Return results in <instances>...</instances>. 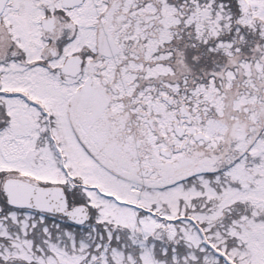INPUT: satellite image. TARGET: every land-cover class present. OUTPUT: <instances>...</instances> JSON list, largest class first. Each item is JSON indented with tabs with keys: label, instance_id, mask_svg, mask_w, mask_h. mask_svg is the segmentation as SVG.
<instances>
[{
	"label": "snow or ice",
	"instance_id": "obj_1",
	"mask_svg": "<svg viewBox=\"0 0 264 264\" xmlns=\"http://www.w3.org/2000/svg\"><path fill=\"white\" fill-rule=\"evenodd\" d=\"M0 264H264V0H0Z\"/></svg>",
	"mask_w": 264,
	"mask_h": 264
}]
</instances>
